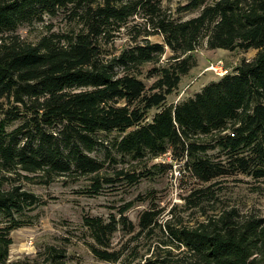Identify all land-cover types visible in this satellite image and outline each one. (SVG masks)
Instances as JSON below:
<instances>
[{"label": "trees", "instance_id": "16d2710c", "mask_svg": "<svg viewBox=\"0 0 264 264\" xmlns=\"http://www.w3.org/2000/svg\"><path fill=\"white\" fill-rule=\"evenodd\" d=\"M200 7L198 15L179 19L163 0H0V264H69L67 248L54 244L33 259L9 261L10 232L46 203L22 181L48 185L59 177H89V193L99 194L118 179L135 184L143 176L117 165L170 152L183 174L209 183L185 198L189 207L216 210L219 180L239 174L264 179V0H189L180 9ZM60 12L79 28L36 43L17 33L21 25ZM122 33L128 40L119 47ZM155 35L162 41L151 40ZM202 46L257 53L170 103L198 67ZM114 131L121 136L105 145L99 133ZM101 146L104 159L92 154ZM107 163L115 165L112 172ZM134 203L122 204L119 217H84L92 239L85 243L98 259L264 264V216L243 215L236 207L205 212L195 224L176 215L162 224V210L146 209L135 239L160 228L163 238L152 253L142 258L135 247L130 254L113 249L120 225L135 228L126 216Z\"/></svg>", "mask_w": 264, "mask_h": 264}, {"label": "rangeland", "instance_id": "374dc122", "mask_svg": "<svg viewBox=\"0 0 264 264\" xmlns=\"http://www.w3.org/2000/svg\"><path fill=\"white\" fill-rule=\"evenodd\" d=\"M188 2L189 0H163V6L171 10L174 17L188 19L198 15L202 9L200 7L181 10L180 8ZM78 28L76 23L70 22L65 17L64 12H60L55 16H46L42 22L21 25L17 33L25 41L36 43L43 35L52 32L64 33ZM127 40V35L122 33L116 40V44L121 47ZM151 40L162 41V37L155 35L151 37ZM256 53V49L244 52L200 47L196 51L198 67L184 78L178 90L169 97V102L175 103L187 99L207 83L218 79L220 75L216 74L212 66L223 65L231 72L244 58L250 60ZM150 82L147 81L148 84ZM155 111L150 112L149 121L152 120ZM121 134L118 131L99 133L105 145L112 143ZM104 146L92 154L104 159ZM180 165L173 159L170 152L155 158L126 161L117 166H125L130 172L142 174L141 179L135 184L118 179L114 184L105 186L99 194L89 193L91 184L89 177H82L77 181H67L69 179L66 177H59L48 185L35 181H22L25 189L35 192L46 203L29 212L28 224L10 232L13 243L10 245L9 261L33 259L46 245L54 244L67 248L69 264H112L98 259L85 243V240L92 239L88 236L84 217L102 216L109 219L112 213L119 217V207L129 201L135 203L126 212V216L133 222L135 228L129 231L120 225L113 234L112 248H124L126 253L130 254L135 247L142 258L149 256L163 238L162 231L157 228L152 237L142 234L135 239L140 230V215L146 209L162 210L160 217L162 224L171 218V215H176L177 219L183 220L185 224H195L205 219L207 214L218 213L231 207L238 208L243 215L264 216V179L254 180L244 174L221 179L219 185L222 186L214 201L216 210L211 209V204L191 208L185 198L194 188L209 183L200 184L189 174H183ZM107 167L108 171L112 172L115 165L107 163ZM5 187H10V184H6ZM4 225L5 223H0V227Z\"/></svg>", "mask_w": 264, "mask_h": 264}, {"label": "built area", "instance_id": "2783aa9c", "mask_svg": "<svg viewBox=\"0 0 264 264\" xmlns=\"http://www.w3.org/2000/svg\"><path fill=\"white\" fill-rule=\"evenodd\" d=\"M212 69H214L216 71V74H218L220 76L230 72L227 68L225 69V67H223V65L212 66Z\"/></svg>", "mask_w": 264, "mask_h": 264}]
</instances>
